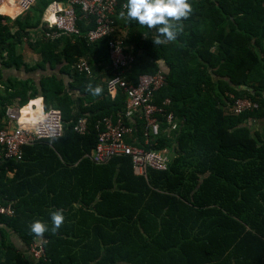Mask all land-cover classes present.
<instances>
[{"label":"trees","instance_id":"trees-1","mask_svg":"<svg viewBox=\"0 0 264 264\" xmlns=\"http://www.w3.org/2000/svg\"><path fill=\"white\" fill-rule=\"evenodd\" d=\"M54 1L65 0H38L13 20L16 32L1 23L11 18L0 15L1 65H23L17 47L26 38L40 57L35 68L62 65L73 79L67 87L47 75L27 94L29 81H3L0 69V84L13 91L0 95V127L14 99L22 105L33 99L29 106L41 111L37 97L46 110H61L65 124L62 137L25 147L22 161L0 164V199L15 208L14 217L0 216V225L27 247L45 239L42 264H264V140L245 124L264 119V0H190L191 14L176 38L159 44L152 42L156 26L119 20L127 29V51L135 56L128 78L137 82L161 71L165 85L156 102L168 98L178 122L171 137L161 124L159 138L145 147L165 146L172 153L165 171L149 170L147 177L134 175L130 157L102 165L87 157L98 142V122L124 112L126 95L113 97L107 84L100 85V95L88 88L100 83L95 69L114 73L108 39L86 38L93 24L79 21L81 36L45 37L42 18ZM80 58L90 61L96 77L76 69ZM74 90L81 93L79 107ZM231 94L248 96L259 107L234 114ZM81 117L89 120L85 135L75 131ZM135 124V144L142 146L143 125ZM58 208L65 219L53 232L49 214ZM34 220L49 230L35 235ZM7 235L0 228V264H30Z\"/></svg>","mask_w":264,"mask_h":264},{"label":"built area","instance_id":"built-area-1","mask_svg":"<svg viewBox=\"0 0 264 264\" xmlns=\"http://www.w3.org/2000/svg\"><path fill=\"white\" fill-rule=\"evenodd\" d=\"M38 0H0V8H13V14H0L12 20L28 12ZM125 4L121 0H65L54 1L45 11L42 26L45 37L56 40L63 36H81L79 21L86 20L93 24L86 38L90 43L108 39L113 76L107 80L109 94L115 97L119 91L126 95L125 110L116 117L107 116L98 122V142L87 157L97 165L108 163L112 158L130 157L135 176L147 177L149 170L165 171L171 158V150L167 147L147 149L152 141L157 140L160 126L164 124L163 132L172 136L178 129V122L171 110L170 100L165 98L156 102V93L165 85L164 74H143L137 82L128 78L135 56L128 53V46L124 36L127 29L119 23L126 18L120 13ZM78 11L82 17H78ZM76 69L87 75L95 76V70L90 61L80 58ZM229 111L239 114L259 107V102L248 97H234ZM7 106L5 116L0 127V164L8 161H22L24 148L35 145L42 140L62 137L65 132L64 116L61 110L42 107L38 111L37 105ZM141 121L144 132L143 145H136L139 141L136 134L135 122ZM75 131L85 135L89 132L87 117L78 119ZM0 216L12 218L15 216L13 202L0 199ZM46 240L40 238L29 250L36 260H46L44 244Z\"/></svg>","mask_w":264,"mask_h":264},{"label":"clouds","instance_id":"clouds-1","mask_svg":"<svg viewBox=\"0 0 264 264\" xmlns=\"http://www.w3.org/2000/svg\"><path fill=\"white\" fill-rule=\"evenodd\" d=\"M120 15L134 20L148 28L156 26L159 34L152 42L159 44L162 40H174L181 30L182 20L186 19L192 10L190 0H126ZM93 95H100V85H88ZM51 231H57L64 222V210L55 209L50 212ZM48 225L41 220H34L30 224V231L37 236L48 231Z\"/></svg>","mask_w":264,"mask_h":264},{"label":"crops","instance_id":"crops-1","mask_svg":"<svg viewBox=\"0 0 264 264\" xmlns=\"http://www.w3.org/2000/svg\"><path fill=\"white\" fill-rule=\"evenodd\" d=\"M1 13L2 14H13V8H10L8 6H2L0 8V14ZM4 17H6V16H4ZM1 23L4 24L5 19L2 20ZM24 39L22 40V44L24 42ZM21 46L22 45H18L17 51L19 54H21L23 56V65L19 66L18 69L16 67H4L3 65H1V58H0V68H1L2 76H3L2 79H4L3 81H7L9 79H11L12 81H26V80L28 81L29 80L30 82H32V81L35 82L36 87H40L41 79L44 76L55 74L60 79L62 78L63 81H65L67 87H69V84L73 82V79L70 77V75L65 74L64 72L61 71V68L63 67L62 65H57L52 70L49 66H47L45 71L41 70L40 68H35L37 66V63H39V61H40V57L36 53L31 52L30 51L31 49L25 50V48L23 46L22 47ZM99 85H102V84L99 83ZM243 88L252 89L251 86H247V85H243ZM1 89H3V91H6L4 83L0 84V90ZM70 92H71L70 94L74 97L75 101L77 103H80V97H81L80 91L74 90V91H70ZM0 95L6 96L7 93L5 92V95H4V92H0ZM35 99L42 100V107H44L43 97H37ZM32 100L33 99L29 100V102H31ZM16 101H19V100L14 99L13 103ZM29 102L27 103L28 105H29ZM13 105L14 104H11L9 106H13ZM15 106H17V105H15ZM30 107L31 106L27 107L26 110H28ZM245 124L248 125L252 129V131L258 132L260 134V136L262 137V139L264 140V119L263 118L262 119L261 118H249L245 122ZM8 175L10 177H12L14 175V173L8 172ZM73 223H74V221H73ZM0 228H3L8 232L7 238L9 237V239H11V241L17 247V249L25 255V257L28 259L30 264H42L41 261L33 258V256L31 255V252L29 250V247H27L24 244V242L18 237V234L16 232L6 228L3 225H0Z\"/></svg>","mask_w":264,"mask_h":264},{"label":"rangeland","instance_id":"rangeland-1","mask_svg":"<svg viewBox=\"0 0 264 264\" xmlns=\"http://www.w3.org/2000/svg\"><path fill=\"white\" fill-rule=\"evenodd\" d=\"M41 0H39V2H40ZM12 15H15V14H12ZM9 17V16H8ZM15 20V19H14ZM13 20L11 19V21L10 20H8V19H6L5 20V23H10V26H11V30H12V32H16L17 31V28L15 27V24H12L13 22H12ZM33 35H35V34H33V32H32V36ZM38 39H40V37H35L34 38V40H38ZM19 45H22L24 48H25V50H30L31 49V47L29 46V42H28V39H24V42H23V44L22 43H20ZM21 46V47H22ZM23 49V48H22ZM23 51V50H22ZM31 52H33L34 53V51L31 49L30 50ZM5 56V55H4ZM1 69V68H0ZM96 70V72L97 71H99V72H97V77H99L100 79V83L101 84H107V80L109 79V74H108V71H104V72H102V71H100V70H98V69H95ZM4 80V79H3ZM27 81V80H26ZM29 81V80H28ZM30 82V81H29ZM31 83V85H30V88L31 89H29L28 90V92H27V94H30L31 92H32V88L33 87H36V85H35V82H30ZM0 92H4V95H5V92L6 91H3V89H1L0 90ZM6 93H8V95L10 96V94H12L13 93V91H9V92H6ZM19 101H16V102H14V103H12V104H14L13 106H15V105H22L21 103H20V99L19 98H17ZM79 105H80V103H77V106L79 107ZM169 149V148H168ZM8 177H10L9 175H8ZM11 178V177H10ZM8 236V235H7Z\"/></svg>","mask_w":264,"mask_h":264}]
</instances>
